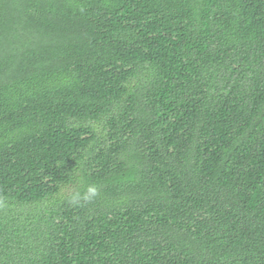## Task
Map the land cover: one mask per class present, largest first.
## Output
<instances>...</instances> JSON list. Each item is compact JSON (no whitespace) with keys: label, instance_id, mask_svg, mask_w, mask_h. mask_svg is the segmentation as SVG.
<instances>
[{"label":"trees","instance_id":"obj_1","mask_svg":"<svg viewBox=\"0 0 264 264\" xmlns=\"http://www.w3.org/2000/svg\"><path fill=\"white\" fill-rule=\"evenodd\" d=\"M0 264H264V0H0Z\"/></svg>","mask_w":264,"mask_h":264},{"label":"clouds","instance_id":"obj_2","mask_svg":"<svg viewBox=\"0 0 264 264\" xmlns=\"http://www.w3.org/2000/svg\"><path fill=\"white\" fill-rule=\"evenodd\" d=\"M89 196H86L85 199H90L91 197H94L96 195V188L94 186H90L88 188Z\"/></svg>","mask_w":264,"mask_h":264}]
</instances>
